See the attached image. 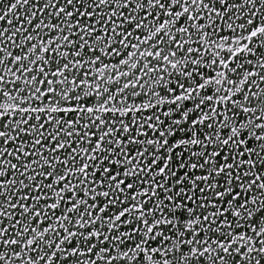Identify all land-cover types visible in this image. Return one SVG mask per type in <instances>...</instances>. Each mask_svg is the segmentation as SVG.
Returning <instances> with one entry per match:
<instances>
[{
  "label": "snow or ice",
  "instance_id": "6c2138e0",
  "mask_svg": "<svg viewBox=\"0 0 264 264\" xmlns=\"http://www.w3.org/2000/svg\"><path fill=\"white\" fill-rule=\"evenodd\" d=\"M0 264H264V0H0Z\"/></svg>",
  "mask_w": 264,
  "mask_h": 264
}]
</instances>
